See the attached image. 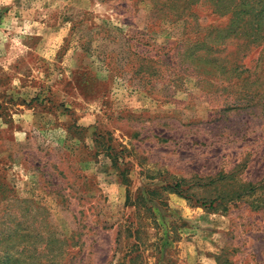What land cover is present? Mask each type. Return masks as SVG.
<instances>
[{"label":"rangeland","instance_id":"1","mask_svg":"<svg viewBox=\"0 0 264 264\" xmlns=\"http://www.w3.org/2000/svg\"><path fill=\"white\" fill-rule=\"evenodd\" d=\"M247 8L0 0V264H264Z\"/></svg>","mask_w":264,"mask_h":264},{"label":"trees","instance_id":"2","mask_svg":"<svg viewBox=\"0 0 264 264\" xmlns=\"http://www.w3.org/2000/svg\"><path fill=\"white\" fill-rule=\"evenodd\" d=\"M254 15L255 12H253V10H251L250 8H247L242 12L240 21L232 23L234 24V26H237L236 24H243L245 26V28H243V31L245 30L247 33H250V35L255 33L259 34L261 30L264 31V24L259 23V18Z\"/></svg>","mask_w":264,"mask_h":264}]
</instances>
